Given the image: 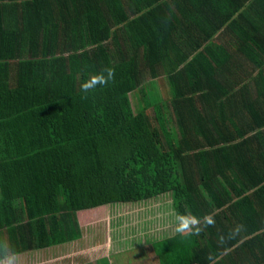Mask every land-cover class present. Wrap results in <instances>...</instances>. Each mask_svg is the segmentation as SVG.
<instances>
[{
  "label": "trees",
  "instance_id": "1",
  "mask_svg": "<svg viewBox=\"0 0 264 264\" xmlns=\"http://www.w3.org/2000/svg\"><path fill=\"white\" fill-rule=\"evenodd\" d=\"M106 67L114 80L83 93ZM253 89L249 122L227 121ZM260 97L264 0H0V241L66 248L88 211L168 199L215 222L149 241L154 264H264ZM135 245L114 257L151 264Z\"/></svg>",
  "mask_w": 264,
  "mask_h": 264
},
{
  "label": "rangeland",
  "instance_id": "2",
  "mask_svg": "<svg viewBox=\"0 0 264 264\" xmlns=\"http://www.w3.org/2000/svg\"><path fill=\"white\" fill-rule=\"evenodd\" d=\"M164 205L168 206V199L114 205L108 207L105 214L97 210L88 211L80 218L85 232L83 241L66 248L64 247L67 245H57L30 252L31 254L26 252L18 256L19 264H47V260L57 255L55 260L65 256V259L75 260L76 263L95 261L103 256H109L105 261L113 258L116 264H120L118 257H114L113 251L123 250L122 245H127V242L141 246L135 252H145L147 248L148 253H151L149 241L175 231V219L169 215ZM143 245L145 247H142ZM129 255L133 254L129 253ZM100 263L103 264L102 260Z\"/></svg>",
  "mask_w": 264,
  "mask_h": 264
},
{
  "label": "clouds",
  "instance_id": "3",
  "mask_svg": "<svg viewBox=\"0 0 264 264\" xmlns=\"http://www.w3.org/2000/svg\"><path fill=\"white\" fill-rule=\"evenodd\" d=\"M114 78L115 69L106 67L84 80L80 85V89L87 95L97 87L107 86ZM214 222V217L211 215L198 217L191 213H178L175 215V232L179 235H198L204 227L210 226ZM239 227L242 226H238V229ZM0 264H19L18 254L4 241H0Z\"/></svg>",
  "mask_w": 264,
  "mask_h": 264
},
{
  "label": "crops",
  "instance_id": "4",
  "mask_svg": "<svg viewBox=\"0 0 264 264\" xmlns=\"http://www.w3.org/2000/svg\"><path fill=\"white\" fill-rule=\"evenodd\" d=\"M241 87L245 89V87L243 85H241ZM244 91H246V89ZM253 92H254L253 94H249V92H246L244 94V96L241 95L239 97V99L236 101V105L238 107L242 108L240 113H239L237 107L233 104V101H232V104H230V108H229V106L227 108H225L227 110V116L225 114V109H224V114L222 115V117L224 118V116H226L227 117V119H226L227 121H229V122H234L235 121L237 124H239V123L243 124V123L249 122V117L246 115L247 111L245 113H244V111H245V107H246L245 104H247V100L248 99H251L253 102H256V101H254V97L257 95L258 92L255 89H253ZM259 100H260L259 101L260 106L264 107V98L260 97ZM256 119H257V121L259 123L260 121L264 120V115H262V116H260V117H258ZM260 137H262L261 140H259V138H258V140L256 141L255 145H259L261 142L262 143L264 142V134H262ZM257 149H259V148L257 147L255 150L257 151ZM258 153H260L262 156H264V154L261 151H258ZM263 169H264V166H263ZM253 203H254V207L257 208L258 211H256L257 213L255 215H251V217H253L255 219V221H257V219H259L260 216H261V215H259V211L261 210V204L263 203V201L254 199ZM263 212L264 211L261 210L260 214H262ZM170 216L173 217V214H171ZM251 217L249 215V217H246L245 219H247V218L250 219ZM174 219H175V217H174ZM256 229H257V226L256 227L252 226L248 230H246V233L244 235L247 236V237L248 236H254L256 234V232H257ZM150 249H152V248H149V252H150ZM113 252L115 253V252H118V251L116 250V251H113ZM154 255H155L154 250H152L151 253H149V258H148V259H150V262H152V259H153V262H156V261H154L155 260V256ZM57 257H58V255L56 257H52L51 260H47V264H62V263H65V264H85V262L84 263H80V262L76 263L75 260H73V261L72 260H67V259L64 258L65 256H63V257L60 256L59 259H57V260H59V262H57V260H55V258H57ZM153 262L151 264H154ZM126 264H127V262H126Z\"/></svg>",
  "mask_w": 264,
  "mask_h": 264
}]
</instances>
